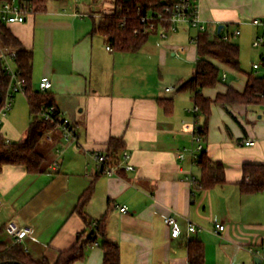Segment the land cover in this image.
I'll use <instances>...</instances> for the list:
<instances>
[{
    "label": "crops",
    "instance_id": "1",
    "mask_svg": "<svg viewBox=\"0 0 264 264\" xmlns=\"http://www.w3.org/2000/svg\"><path fill=\"white\" fill-rule=\"evenodd\" d=\"M198 4L202 20L228 26L231 18L222 11L212 15L206 0ZM114 5V0H47L45 11L10 24L23 46L33 51L37 89L43 76L51 78L48 91L61 118L75 126L77 139L66 141L58 129L51 140L44 135L40 145L47 162L40 173L4 167L0 227L5 230L10 221L31 226L35 237L24 241L25 248L35 259L55 262L78 234L90 231L75 209L93 183L86 214L94 224L105 217L106 238L119 245L121 264H189L188 244L195 239L204 243L205 264L261 263L264 191L243 194L238 182L246 163H264V106L212 104L201 143L212 160L225 165L227 183L211 190L194 188L189 174L198 179L200 166H192L189 155L182 161L178 152L192 145L194 92L183 84L194 77H189V65L199 57L196 30L181 24L167 38L154 30L140 50L115 51L94 30ZM213 24L208 25L212 31ZM216 63L238 73L241 81L226 83L225 72V81L203 90L206 97L215 99L229 86L245 90L249 74ZM198 120L201 126L206 123L201 111ZM27 130L7 119L0 126L8 142L25 140ZM112 138L122 139L124 146L111 155ZM249 139L254 144L246 145ZM94 152L110 154L115 173L100 172ZM122 206H127L126 213ZM173 214L181 228L177 237L165 221ZM190 222L196 231L189 232ZM215 222L225 229L216 232ZM102 243L99 238L74 264H103Z\"/></svg>",
    "mask_w": 264,
    "mask_h": 264
},
{
    "label": "trees",
    "instance_id": "2",
    "mask_svg": "<svg viewBox=\"0 0 264 264\" xmlns=\"http://www.w3.org/2000/svg\"><path fill=\"white\" fill-rule=\"evenodd\" d=\"M9 0H0L1 6ZM32 5L35 13L46 10L47 0H26ZM175 0H114L112 12L104 14L103 19L94 30L106 37L107 43L115 51L134 52L148 40L150 32H145L142 16L163 11L166 5H172ZM137 29L138 32H135ZM0 45L18 49L15 59L17 70L26 79V96L30 107V123L27 136L23 141L7 142L0 132V173L7 165L24 167L30 173H40L45 170L47 158L39 149L44 135L57 126L59 110L56 107L54 120H47L42 112L55 105L54 96L49 91L32 87L33 80V51L25 48L19 37L11 30L10 24L0 19ZM199 60L196 76L183 84L194 92V99L204 115L205 124L201 126V135L207 134V123L212 115V104L223 106L242 104L247 106H264V75H248L244 91L229 86L224 93H218L215 99L206 97L205 88L215 87L222 82V69L216 63L220 61L235 70H241L239 46L234 42H226L218 30L209 28L200 34ZM10 83V77L5 73L0 60V109L5 100V94ZM124 146L122 139L112 138L110 141L111 155ZM109 154V155H110ZM110 155V157H111ZM198 165L200 177L195 181L194 188L211 190L218 185L227 183L226 168L220 161H214L207 151H202ZM243 194L252 195L264 191V163L250 162L243 166V176L238 182ZM93 183L82 194L76 212L87 222L89 232L78 234L76 242L66 250H61L55 262L47 257L35 259L25 248L24 244L16 243L6 229L0 227V264H74L84 259L86 249L103 238V264H121L120 247L117 243L106 238L105 217L95 222L86 214V206L93 196ZM189 264H205L204 243L195 239L188 244Z\"/></svg>",
    "mask_w": 264,
    "mask_h": 264
},
{
    "label": "built area",
    "instance_id": "3",
    "mask_svg": "<svg viewBox=\"0 0 264 264\" xmlns=\"http://www.w3.org/2000/svg\"><path fill=\"white\" fill-rule=\"evenodd\" d=\"M74 3L78 0H68ZM199 0H175L172 5H166L163 11H156L153 14H148L142 16L141 21L145 24V32H151L154 30L159 31V35L162 38H167L170 33H176L181 24L191 25L196 30L194 36V42L197 50L199 49V38L200 34L208 29V25L213 24L214 22H205L200 17V7L198 4ZM34 13L32 5H30L26 0H9L5 2L0 8V19L8 24L16 22H24L27 19V16ZM76 15H80L79 11L75 10ZM242 22L237 23V28L233 31H226V25L221 31L222 39L226 42H233L234 38L239 37L242 34L240 26ZM248 24L256 28L257 32L253 39V46L258 50H263L261 55L260 62L253 63V69L256 71L255 75L264 74L260 73V70L264 68V18L253 19ZM218 27L220 24H214ZM135 32H138L137 29ZM110 48V46L108 47ZM18 49L14 47L1 46L0 45V60L3 63L5 73L10 77V83L5 94V100L2 108L0 109V126L4 122V119L7 118L8 112L13 105V100L15 95L18 93H24L26 95V79L21 75L20 71L17 70L15 59L17 58ZM199 54V53H198ZM199 57L196 62V69L194 77L197 73ZM254 74V73H253ZM222 80H226V74L222 75ZM53 82L49 76H43L40 81V89L48 91L52 88ZM56 110V105H52L49 108L45 109L42 112V115L47 120H54ZM192 113L194 114V120L192 125L189 127L191 132L192 145L185 150H180L178 152L179 158L183 161L187 158V155L190 156L192 166L198 164L199 157L203 151V144L201 143V125H199V114L200 107L194 100V105L191 108ZM58 124L55 128L50 129L45 137L47 139H52L51 133L58 129L62 132V135L66 141L76 140L77 139V130L74 125H72L69 120H63L58 115ZM8 142V140H7ZM254 144V140L249 139L246 141V145ZM125 158L129 159L131 155L129 152H124ZM92 157L96 163V167L100 172L113 174L115 173V166L112 164L110 156L103 152H94ZM54 166H59V162H55ZM128 169H133L132 165L127 166ZM189 180L194 183L197 178L190 172ZM121 211L126 213L128 211L127 206H122ZM166 223L172 228V236L177 237L181 233V228L176 220L175 214L169 215L165 218ZM7 234L15 240L16 243H24L27 238H34L35 232L31 226L21 225L16 221H10L6 224ZM225 225L219 222H215L214 230L216 232L223 231ZM189 232H194L197 230L196 225L192 222L188 226ZM261 263L253 264H264V249L261 252L260 256Z\"/></svg>",
    "mask_w": 264,
    "mask_h": 264
},
{
    "label": "rangeland",
    "instance_id": "4",
    "mask_svg": "<svg viewBox=\"0 0 264 264\" xmlns=\"http://www.w3.org/2000/svg\"><path fill=\"white\" fill-rule=\"evenodd\" d=\"M205 0H199L200 4H203ZM205 5V4H204ZM222 11L221 14H225L231 18L226 27V31H233L236 29L234 22L239 21L243 24L240 26L242 34L233 39V42L239 46L240 49V65L244 74H256L253 69L254 62L261 61V55L263 50H258L253 46V39L256 34V28L248 24L253 19L264 18V0H206V10L210 14H214V10ZM211 29L216 30L217 26L212 25ZM196 69V64L189 65L190 76L192 77ZM227 73L228 80L226 83H232L235 81H241L238 77V73L231 70H222L221 73ZM261 74H264V68L260 70ZM192 75V76H191ZM38 83L33 80L32 87L37 89ZM40 86V85H39ZM30 107L28 104L27 96L24 93H18L15 95L13 105L8 112L7 120L14 127H21L28 129L30 123ZM39 149L45 153L43 145L39 146Z\"/></svg>",
    "mask_w": 264,
    "mask_h": 264
},
{
    "label": "water",
    "instance_id": "5",
    "mask_svg": "<svg viewBox=\"0 0 264 264\" xmlns=\"http://www.w3.org/2000/svg\"><path fill=\"white\" fill-rule=\"evenodd\" d=\"M224 24H220L218 27V32L221 33L222 29L224 28ZM256 262H260V260H256Z\"/></svg>",
    "mask_w": 264,
    "mask_h": 264
}]
</instances>
